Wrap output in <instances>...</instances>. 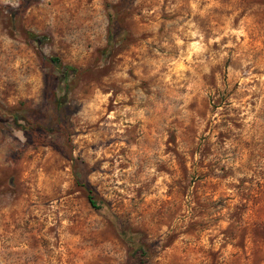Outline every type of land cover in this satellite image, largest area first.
I'll use <instances>...</instances> for the list:
<instances>
[{"label":"rangeland","instance_id":"1","mask_svg":"<svg viewBox=\"0 0 264 264\" xmlns=\"http://www.w3.org/2000/svg\"><path fill=\"white\" fill-rule=\"evenodd\" d=\"M0 264H264V0H0Z\"/></svg>","mask_w":264,"mask_h":264},{"label":"trees","instance_id":"2","mask_svg":"<svg viewBox=\"0 0 264 264\" xmlns=\"http://www.w3.org/2000/svg\"><path fill=\"white\" fill-rule=\"evenodd\" d=\"M109 17H110L109 18L110 19L109 20L110 22H109V29H108V33H107V47L104 48L103 52L106 51V50H108V48L109 49L112 48L115 45L117 39L120 36H122V34L125 31L124 28H122V27H120V28H115L114 27V24H115L114 23L115 22V15H113V13H111L109 15ZM30 35L32 37H34L33 34H30ZM50 60L51 61H54L57 64V66L62 67L65 71L74 70V68L71 65H62L61 61L57 57H51ZM87 198H88V201L90 202V204L92 206H96V203H95V201H94V199H93V197H92V195H91L90 192H89Z\"/></svg>","mask_w":264,"mask_h":264}]
</instances>
